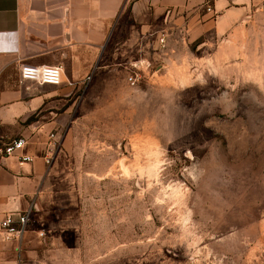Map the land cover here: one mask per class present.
<instances>
[{
  "label": "rangeland",
  "instance_id": "obj_1",
  "mask_svg": "<svg viewBox=\"0 0 264 264\" xmlns=\"http://www.w3.org/2000/svg\"><path fill=\"white\" fill-rule=\"evenodd\" d=\"M164 35L125 76L85 79L28 245L59 234L64 264H264V10L227 40Z\"/></svg>",
  "mask_w": 264,
  "mask_h": 264
},
{
  "label": "crops",
  "instance_id": "obj_2",
  "mask_svg": "<svg viewBox=\"0 0 264 264\" xmlns=\"http://www.w3.org/2000/svg\"><path fill=\"white\" fill-rule=\"evenodd\" d=\"M203 1L0 0V128L13 129L9 138L27 139L26 152L34 157L24 165L16 157L0 158V221L30 205L38 223L53 214L55 162H45L49 136L66 137L88 76L105 70L125 76L133 52L146 61L151 38L164 33L167 41L175 31L194 39L211 34L227 40L253 13L264 10V0H216L215 14H208ZM24 65L62 67V85L23 81ZM52 238L48 250L28 245L26 237L20 250L17 242L0 240V264H64L51 258L64 251L61 236Z\"/></svg>",
  "mask_w": 264,
  "mask_h": 264
},
{
  "label": "built area",
  "instance_id": "obj_3",
  "mask_svg": "<svg viewBox=\"0 0 264 264\" xmlns=\"http://www.w3.org/2000/svg\"><path fill=\"white\" fill-rule=\"evenodd\" d=\"M216 0H204L202 8L208 14H215ZM161 46L166 47L165 37L160 39ZM20 76L23 81H31L38 84L60 86L63 82V69L60 66H34L24 65L21 68ZM133 80V78L131 79ZM61 139H57L54 134H50L46 149L45 162L52 165L56 150L60 146ZM29 145L27 139L18 138L3 147H0V158L16 157L20 165L32 163L34 157L26 152ZM34 208L32 205L24 211L9 213L0 221V240L6 243L17 242L18 250L33 223Z\"/></svg>",
  "mask_w": 264,
  "mask_h": 264
},
{
  "label": "water",
  "instance_id": "obj_4",
  "mask_svg": "<svg viewBox=\"0 0 264 264\" xmlns=\"http://www.w3.org/2000/svg\"><path fill=\"white\" fill-rule=\"evenodd\" d=\"M161 68H164V66L159 67V68L157 69V71H160Z\"/></svg>",
  "mask_w": 264,
  "mask_h": 264
}]
</instances>
